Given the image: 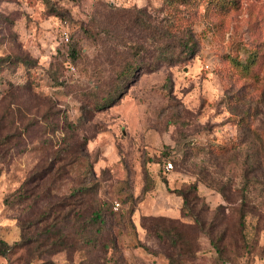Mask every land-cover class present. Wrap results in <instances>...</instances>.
Returning <instances> with one entry per match:
<instances>
[{"label":"rangeland","instance_id":"obj_1","mask_svg":"<svg viewBox=\"0 0 264 264\" xmlns=\"http://www.w3.org/2000/svg\"><path fill=\"white\" fill-rule=\"evenodd\" d=\"M0 56V264H264V0H0Z\"/></svg>","mask_w":264,"mask_h":264},{"label":"trees","instance_id":"obj_2","mask_svg":"<svg viewBox=\"0 0 264 264\" xmlns=\"http://www.w3.org/2000/svg\"><path fill=\"white\" fill-rule=\"evenodd\" d=\"M7 60H8L7 57L0 56V65L5 63ZM87 189H88V186L79 185L73 190V193L70 194L71 197L77 196L76 197L77 199L73 201L74 205H72V208L69 214L65 216H60L58 214L56 216L45 215V216H41L40 218L36 219L35 222H33V223L44 222L46 219L51 217L50 221L52 223L50 224L44 223V227L42 231L40 232V234L44 237L40 245H44L46 247H49V245H51L54 250H59L60 248L55 249V247H57L58 245L62 243L61 240H63L66 237V234H61L60 230L58 229V235H57V232H56L57 229H53V228L61 224L64 225L66 222H71L72 231H71L70 237L72 238L74 242H79L77 246H74V244L71 245L69 247L70 249L75 248V250H79L80 245L96 246V244H98V242L95 243V239H96L97 233L102 231V227L105 224L106 220L103 217L104 214L102 213L103 212L102 209L91 210L90 213L83 215L82 210L79 208V206H81V204L83 203L84 197H79V193L82 191L87 193ZM195 189H196V185L195 183H192L190 184L188 190H186L185 192L181 190H177V194L182 197L183 203H186L188 202L187 194L194 192ZM195 199L199 200V198L196 196H195ZM56 205H59V204H56ZM182 207H181V213H183ZM56 211L59 212V208H56ZM93 226H94V229L91 231L90 228ZM171 228H172L171 230L180 232L178 231L179 228L177 226H171ZM92 233H95L96 235L92 237L91 235ZM55 235H57L58 238L53 237ZM115 240H116L115 237L111 236L109 238L110 245H108V243H104L102 245V248H103L102 258H105L107 248H111V250L115 249L116 247ZM28 241L29 239H24L22 241L15 242L13 244H8L4 240L0 239V256L7 258L16 249L25 247ZM49 241H50V244H48ZM107 260H110V258ZM102 261H104V259H102ZM112 264H115V261H112Z\"/></svg>","mask_w":264,"mask_h":264},{"label":"built area","instance_id":"obj_3","mask_svg":"<svg viewBox=\"0 0 264 264\" xmlns=\"http://www.w3.org/2000/svg\"><path fill=\"white\" fill-rule=\"evenodd\" d=\"M164 169L166 171H170L172 169V163L170 161H167L166 163H164ZM119 207V203L118 202H114L113 203V210H117Z\"/></svg>","mask_w":264,"mask_h":264},{"label":"crops","instance_id":"obj_4","mask_svg":"<svg viewBox=\"0 0 264 264\" xmlns=\"http://www.w3.org/2000/svg\"><path fill=\"white\" fill-rule=\"evenodd\" d=\"M177 197H178L177 202L180 203L182 199H180V196H177ZM179 206H180V204H179ZM178 210H180V209H178ZM173 215H176V214H173Z\"/></svg>","mask_w":264,"mask_h":264}]
</instances>
